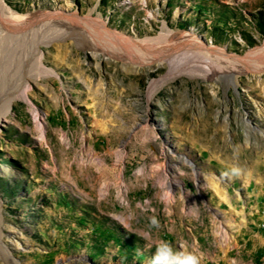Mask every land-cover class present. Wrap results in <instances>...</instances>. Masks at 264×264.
I'll list each match as a JSON object with an SVG mask.
<instances>
[{"label": "rangeland", "instance_id": "obj_1", "mask_svg": "<svg viewBox=\"0 0 264 264\" xmlns=\"http://www.w3.org/2000/svg\"><path fill=\"white\" fill-rule=\"evenodd\" d=\"M3 1L54 31L17 60L22 36L0 46L1 94H18L0 110V264H151L160 242L199 264H264V71L227 81L106 54L88 28L49 16L163 44L191 31L242 56L264 42V0ZM158 168L180 181L172 201Z\"/></svg>", "mask_w": 264, "mask_h": 264}, {"label": "bare ground", "instance_id": "obj_2", "mask_svg": "<svg viewBox=\"0 0 264 264\" xmlns=\"http://www.w3.org/2000/svg\"><path fill=\"white\" fill-rule=\"evenodd\" d=\"M51 15L59 18L58 21L62 25L73 24L75 27L80 26L82 28H88V30H86L90 31L93 36L92 41L90 40L91 42H88V44H90L92 48L97 49L99 52H104L106 54L114 55L116 53H119L123 56H132V58L138 59H145L146 57H150L151 60L156 62L159 59H166L170 62L175 61L178 64H181L183 66L185 65L188 68L190 67L194 69V72L196 71L204 75L223 76L227 81H233L242 71H264V42L261 45L247 51L244 55L241 56L238 54L228 53L225 49L217 47L213 44H207L199 39L198 36L193 34L191 31H183L182 34H177V32L168 33L166 36H170L171 39L163 44L161 43L163 40H165L163 37V40L159 37L133 38L120 31L106 28L104 22L100 21L97 18L94 19L90 15L85 18H81L77 14L69 15L63 11H59L55 14H49V16ZM46 17L49 18L48 16ZM40 19L42 18L37 13L18 14L8 8L3 0H0L1 51H6L13 42L18 41L19 37L22 36V42L20 43V45H18L15 54V60H17L24 52H30L33 45L37 46L40 42H43L44 38L52 35L54 30L52 29L53 27H48L47 23H49L50 21H48L47 19L45 20L41 28L31 29V27L34 26L35 23H37V21H39ZM64 30H66V28ZM36 52L38 53V58L41 61V51H39L38 49V51ZM18 55L20 57H18ZM10 60H12V58ZM11 67L8 68L12 69ZM154 84L155 81L150 84V88H152ZM21 87L22 88H20L19 93L25 95L26 85L23 84V86ZM1 89L2 86L0 85V90ZM17 95L18 94L4 97L0 91V110L5 107L9 108L10 104L14 101ZM34 116L36 118L40 138L47 141L45 126L42 122H40L39 115L37 113H35ZM155 123L156 125L162 124L158 121H156ZM166 140L170 141V138L167 137ZM186 160L189 161L187 157ZM164 171V168H158L154 172L159 175L158 182L164 188V191H162L161 194L162 197L166 201H172L175 197L173 191L178 188V186L180 185V181L173 176L170 177V181H166L163 176ZM141 172L143 171L141 170ZM200 173L197 171L198 176H200ZM208 182L215 190H220L219 192L224 191L219 188V184L214 175H210ZM182 195L185 202L187 200V197L190 195V191L183 188ZM123 198L126 199V195H123Z\"/></svg>", "mask_w": 264, "mask_h": 264}, {"label": "clouds", "instance_id": "obj_3", "mask_svg": "<svg viewBox=\"0 0 264 264\" xmlns=\"http://www.w3.org/2000/svg\"><path fill=\"white\" fill-rule=\"evenodd\" d=\"M153 226L158 227V221L152 220ZM145 239H148L146 236ZM151 264H199L198 257L191 253H174L172 248L166 242H160L156 245V251L153 255Z\"/></svg>", "mask_w": 264, "mask_h": 264}]
</instances>
